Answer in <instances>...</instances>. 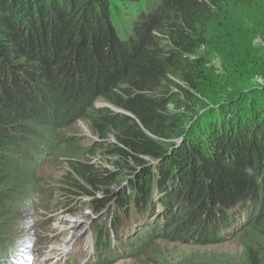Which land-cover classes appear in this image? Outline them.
I'll list each match as a JSON object with an SVG mask.
<instances>
[{"label": "trees", "instance_id": "trees-1", "mask_svg": "<svg viewBox=\"0 0 264 264\" xmlns=\"http://www.w3.org/2000/svg\"><path fill=\"white\" fill-rule=\"evenodd\" d=\"M233 11L264 29L255 0H0V264L28 227L6 215L32 214L39 190L48 198L34 173L53 151L67 164V207L94 197L99 214L113 202L116 235L136 218L137 263L161 264L150 258L160 239L235 238L238 264H264V86L247 79L264 31ZM218 40L221 69L209 58ZM80 122L97 147L78 141ZM100 151L113 170L93 163Z\"/></svg>", "mask_w": 264, "mask_h": 264}, {"label": "rangeland", "instance_id": "rangeland-1", "mask_svg": "<svg viewBox=\"0 0 264 264\" xmlns=\"http://www.w3.org/2000/svg\"><path fill=\"white\" fill-rule=\"evenodd\" d=\"M153 1L154 0H150V2ZM255 4L258 9H264V0H255ZM228 12L230 11L228 10ZM233 14L241 23L244 22V26L247 28L249 27L250 31L251 28L262 29L257 27V23L252 25L251 21H248L243 14H239V12L235 11H233ZM258 19L259 23L264 26V17L258 15ZM224 25V22L221 23V26ZM262 30L264 31V29ZM223 44H226V40H218V50H220L221 54L209 57L217 69L222 68V58L220 56L225 53L222 51L224 48L222 46ZM251 53L260 60L254 59L255 61L249 66V70L251 71L247 74L249 85L253 86V88L264 86V78L261 76H255L257 67H264V42L259 34H257L253 40V49L251 50ZM202 54L205 55L204 53ZM97 106L103 108L108 107L107 104H104L103 102H100ZM72 131L85 134L84 139L78 140L85 145V147H97L96 142L101 141V139L92 132L89 124L86 122L75 124L72 127ZM106 156L105 151H100L93 160V163L106 167L109 170H113V164ZM64 161L65 160L57 161L53 151L48 162H46L39 171L34 173L37 178H39L37 187L48 189V198L41 201L32 214H29L24 218H14V216L12 217L9 215H6L5 217L8 221L16 220L17 223L18 221H24L23 223H26L28 226L24 229V231L27 232L24 235L32 234L35 243V246L33 247V250L35 251L30 252V264L38 256L39 262L41 263H43L46 258L53 260V256L58 252L60 248L59 245L64 243L65 238L74 231H80L87 228V222L98 217V215H94V212L90 207L91 198H89V196H85L83 200L78 203L77 211L75 213L69 214L68 209H66L67 204L65 203V192L63 190L64 186L62 185V177L67 168V164ZM56 206H59V210L61 211L55 210ZM49 220H51V222H48ZM124 224H132L135 227L132 222H125ZM243 252L244 250L241 243L235 238L224 243L201 246L160 239L157 241V248L155 249L154 255H151L150 258L158 260L161 264H180L216 257L223 262L231 261L234 262V264H238ZM148 254L152 253L148 251ZM76 257L78 258L77 261H79L81 258H84V255H76ZM133 259L120 257L113 264H139Z\"/></svg>", "mask_w": 264, "mask_h": 264}, {"label": "clouds", "instance_id": "clouds-1", "mask_svg": "<svg viewBox=\"0 0 264 264\" xmlns=\"http://www.w3.org/2000/svg\"><path fill=\"white\" fill-rule=\"evenodd\" d=\"M153 164H155V163H153ZM132 178H134L133 175L130 176V179H132ZM128 180H129V179L124 180V181L121 183V186L123 187V186L127 185ZM96 197L99 198V199H101V196H96ZM89 198H91V200H92L94 197H89ZM91 200H90V201H91ZM110 206H114V203L111 202V204L109 205V207H110ZM109 207H108V208H109ZM108 208H107V209H108ZM66 209L69 210V209H71V208L67 207ZM107 209H106V210H107ZM69 214H70V213H69ZM130 259H133V258H130Z\"/></svg>", "mask_w": 264, "mask_h": 264}, {"label": "bare ground", "instance_id": "bare-ground-1", "mask_svg": "<svg viewBox=\"0 0 264 264\" xmlns=\"http://www.w3.org/2000/svg\"><path fill=\"white\" fill-rule=\"evenodd\" d=\"M18 247V246H17ZM17 249H19V250H23V249H21L20 247H18Z\"/></svg>", "mask_w": 264, "mask_h": 264}, {"label": "water", "instance_id": "water-1", "mask_svg": "<svg viewBox=\"0 0 264 264\" xmlns=\"http://www.w3.org/2000/svg\"><path fill=\"white\" fill-rule=\"evenodd\" d=\"M117 111V110H116Z\"/></svg>", "mask_w": 264, "mask_h": 264}]
</instances>
